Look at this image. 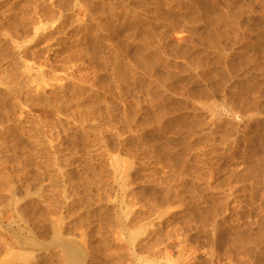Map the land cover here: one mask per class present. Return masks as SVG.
Masks as SVG:
<instances>
[{
  "label": "rangeland",
  "instance_id": "obj_1",
  "mask_svg": "<svg viewBox=\"0 0 264 264\" xmlns=\"http://www.w3.org/2000/svg\"><path fill=\"white\" fill-rule=\"evenodd\" d=\"M263 1L0 0V264H264Z\"/></svg>",
  "mask_w": 264,
  "mask_h": 264
},
{
  "label": "bare ground",
  "instance_id": "obj_2",
  "mask_svg": "<svg viewBox=\"0 0 264 264\" xmlns=\"http://www.w3.org/2000/svg\"><path fill=\"white\" fill-rule=\"evenodd\" d=\"M206 1H207V0H206ZM255 2H256V1H255ZM263 2H264V1H263ZM258 3H259V2H258ZM254 6H255V5H254ZM199 8H201V7H199ZM202 8H203V7H202ZM209 10H210V9H209ZM259 10H260V9H259ZM170 11H171V10H170ZM174 12H175V11H174ZM189 12H190V11H189ZM210 12H211V11H210ZM213 12H214V11H213ZM260 13H261V11H260ZM170 14H171V13H170ZM179 14H180V13H179ZM215 15H216V14H215ZM215 15H214V16H215ZM257 15H258V14H257ZM244 16H245V15H244ZM170 17H171V16H170ZM215 17H216V16H215ZM246 17H247V16H246ZM178 18H179V17H178ZM250 19H251V18H250ZM177 20H178V19H177ZM180 20H181V19H180ZM214 20H215V19H214ZM220 20H221V19H220ZM181 21H182V20H181ZM222 21H223V19H222ZM239 21H240V20H239ZM247 21H248V20H247ZM258 21H260V18L258 19ZM261 21H262V20H261ZM242 22H243V21H242ZM176 23H177V22H176ZM237 23H238V22H237ZM137 24H138V23H137ZM172 24H173V23H172ZM183 24H184V23H183ZM176 25H177V24H176ZM184 25H185V24H184ZM129 30H130V29H129ZM134 31H135V30H134ZM172 31H174V29H173ZM193 32H194V31H193ZM208 32H209V31H208ZM252 32H253V31H252ZM188 33H189V32H188ZM263 33H264V32H263ZM189 34H190V33H189ZM209 34H211V33L209 32ZM202 35H204V34H202ZM202 35H201V36H202ZM211 35H212V34H211ZM221 35H222V34H221ZM191 36H192V35H191ZM204 36H205V35H204ZM206 37L208 38L209 41L213 38V37L211 38V36L208 37L207 34H206L205 38H206ZM217 37H218V36H217ZM257 37H258V38H261V32L258 33ZM195 38H196V37H195ZM195 38H194V39H195ZM207 38H206V39H207ZM209 38H211V39H209ZM215 38H216V36H214L213 40H214ZM199 39H200V38H199ZM206 39H204V40L201 39V40H202V42H204ZM191 40H192V39H191ZM208 40H206L205 42H208L207 44H211V45H213V47H214V44H212L211 42L209 43ZM216 40H217V38H216ZM216 40H214L213 43H215ZM256 40H257V39H256ZM216 42H217V41H216ZM200 43H201V41H200ZM217 44H218V43H217ZM217 44L215 43V47H216ZM136 45H137V44H136ZM136 45L134 46V48L136 47ZM141 45H142V44H141ZM142 46H143V45H142ZM194 46H195V45H194ZM197 47H198V46H197ZM213 47H212V48H213ZM134 48H133V49H134ZM141 49H142V48H141ZM196 49H197V48H196ZM216 49H217V47H216ZM203 50H205V48H204ZM146 52H147V51H146ZM206 52H207V50H206ZM135 53H136V52H135ZM139 53H142V50H140ZM250 53H251V52H250ZM192 54H193V53H192ZM177 55H178V54H177ZM188 55H189V54H188ZM188 55H187V56H188ZM152 57H153V56H152ZM146 58H147V57H146ZM143 60H144V59H143ZM138 63H139V62H138ZM199 63H200V62H199ZM231 65H232V64H231ZM139 66H140V65H139ZM146 66H147V65H146ZM198 67H199V66H198ZM200 67H201V66H200ZM148 68H149V66H148ZM147 71H148V70H147ZM214 72H215V71H214ZM144 73H145V72H144ZM219 73H220V72H219ZM146 75H147V74H146ZM147 76H148V75H147ZM37 77H38V76H37ZM216 79H217V78H216ZM221 79H222V78H221ZM55 80H56V79H55ZM219 80H220V79H219ZM219 80L217 81V83H218V82L220 83ZM242 80H243V79H242ZM36 81H38V80H36ZM53 81H54V80H53ZM212 81H213V80H212ZM228 81H229V79H228ZM231 81H232V80H231ZM248 82H249V81H248ZM144 83H145V81H144ZM233 83H234V82H233ZM220 84H221V83H220ZM144 85H145V84H144ZM209 85H210V84H209ZM217 85H218V84L215 85V88L217 87ZM248 85H249V84H248ZM157 86H158V85H157ZM159 86H160V83H159ZM219 86H220V85H219ZM219 86H218V88H219ZM232 87H233V86H232ZM218 88H217V89H218ZM244 88H246V87H244ZM244 88H243V89H244ZM202 89H203V88H202ZM231 89H233V88H231ZM195 90H196V89H195ZM235 90H236V89H235ZM78 91H79V90H78ZM43 94H44V93H43ZM232 96H233V95H232ZM239 96H240V95H239ZM194 98H195V97H194ZM1 99H2V98H1ZM5 100H6V99H5ZM2 102H3V100H2ZM2 102H1V103H2ZM4 103H5V102H4ZM55 105H56V104H55ZM53 108H54V106H53ZM56 108H57V107H56ZM174 108H175V107H174ZM1 109H2V108H1ZM161 110H162V109H161ZM175 110H176V109H175ZM177 110H178V109H177ZM177 110H176V111H177ZM55 111H56V110H55ZM58 111H59V109H58ZM159 111H160V110H159ZM159 111H158V114H159ZM6 112H7V111H6ZM160 112H161V111H160ZM174 112H175V111H174ZM4 113H5V112H3V114H4ZM82 113H83V111H82ZM152 113H153V112H152ZM161 113H162L161 115L164 116V112H161ZM0 114H1V113H0ZM148 114H149V113H148ZM150 114H151V113H150ZM154 115H156V113H154ZM176 115L178 116V114H175V116H176ZM159 117H160V115H159ZM180 117H181V116H180ZM161 118H162V117H160V119H161ZM155 120H156V119H155ZM19 121H20V120H19ZM1 123H2V122H1ZM56 124H58V123L55 122V125H56ZM0 127H1V126H0ZM193 128H194V127H193ZM14 129H15V128H14ZM191 129H192V128H191ZM188 130H189V129H188ZM4 148H5V147H4ZM4 148H3V150H4ZM0 151H1V150H0ZM260 161H261V160H260ZM259 166H260V165H259ZM259 168H260V167H259ZM261 168H262V167H261ZM259 170H260V169H259ZM122 213H123V212H122ZM85 234H86V233H85ZM65 247H66V246H65ZM70 248H71V247H70ZM72 248H73V247H72ZM74 248H75V247H74ZM66 249L68 250V248H66ZM69 250H70V249H69ZM77 250H78V249H77ZM71 251H72V250H71ZM74 253H75V252H74ZM75 256H77V254H76ZM78 257H79V256H78ZM68 258H69V260H70L71 262H72L73 260L76 261V260H75L76 257L73 258V256L71 255L70 251H68ZM77 260H79V258H78ZM78 262H79V261H78ZM76 263H77V261L75 262V264H76ZM79 263H80V262H79ZM79 263H77V264H79ZM72 264H74V263H72Z\"/></svg>",
  "mask_w": 264,
  "mask_h": 264
}]
</instances>
